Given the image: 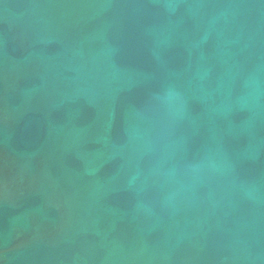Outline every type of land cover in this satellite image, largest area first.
Returning <instances> with one entry per match:
<instances>
[{
	"label": "water",
	"instance_id": "water-1",
	"mask_svg": "<svg viewBox=\"0 0 264 264\" xmlns=\"http://www.w3.org/2000/svg\"><path fill=\"white\" fill-rule=\"evenodd\" d=\"M0 264H264V0H0Z\"/></svg>",
	"mask_w": 264,
	"mask_h": 264
}]
</instances>
